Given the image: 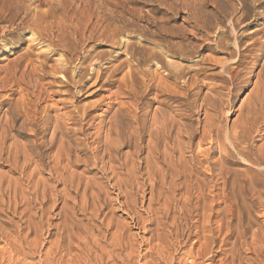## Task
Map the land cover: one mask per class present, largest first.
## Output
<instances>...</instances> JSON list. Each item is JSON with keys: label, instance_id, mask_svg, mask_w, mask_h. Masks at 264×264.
<instances>
[{"label": "rangeland", "instance_id": "obj_1", "mask_svg": "<svg viewBox=\"0 0 264 264\" xmlns=\"http://www.w3.org/2000/svg\"><path fill=\"white\" fill-rule=\"evenodd\" d=\"M62 1L0 19V264H264V0Z\"/></svg>", "mask_w": 264, "mask_h": 264}, {"label": "bare ground", "instance_id": "obj_2", "mask_svg": "<svg viewBox=\"0 0 264 264\" xmlns=\"http://www.w3.org/2000/svg\"><path fill=\"white\" fill-rule=\"evenodd\" d=\"M48 1V0H47ZM46 1V2H47ZM50 1V0H49ZM53 1V0H52ZM57 1H59L57 4H55V2H54V4L55 5H52V4H50L49 2L48 3H43L41 0H33V2H31L30 4H27V5H25L24 6V13H25V15H26V18L28 17V19L25 21V19H22L21 21H20V23L17 25V27L18 28H22V27H24L25 29L26 28H28V32L30 33V38H31V42L32 41H34V42H36L35 40H37L38 38H39V36H40V34H39V32H40V29L42 28V25L44 24L45 25V28L46 27H49L50 28V26L51 27H53L52 25L53 24H55L56 22H54V20H53V18H57V17H54V14L56 13V11H54V9H53V7L54 6H56V5H61V2H63L62 0H57ZM67 1V0H66ZM65 1V2H66ZM71 1V0H70ZM73 1V0H72ZM71 1V2H72ZM121 1H123V0H121ZM127 1V0H126ZM64 2V3H65ZM69 2V1H68ZM82 2V1H81ZM119 2V1H118ZM2 7H0V19H2L3 17H2V15H4L6 12H5V7H6V4L8 3V5H11V0H2ZM13 3V2H12ZM26 3V2H25ZM52 3V2H51ZM67 3V2H66ZM70 3V2H69ZM123 3V2H122ZM36 4V5H35ZM185 4V3H184ZM32 5H33V7H32ZM41 5H46V6H48V9H42L41 10V8H40V6ZM63 5V4H62ZM68 5V4H67ZM70 5V4H69ZM73 5V4H72ZM71 5V6H72ZM99 5V4H98ZM148 5V4H147ZM86 6V5H85ZM123 6V5H122ZM8 7V6H7ZM58 7V6H57ZM59 7H61V6H59ZM79 7V6H78ZM98 7V6H97ZM116 7H119V5H118V3L116 2ZM121 7V6H120ZM23 8V7H22ZM40 8V9H39ZM85 9V8H84ZM117 9H119V8H117ZM117 9H115V10H113V13H116L117 14V16H121L122 15V12L123 11H125L122 7H121V9H119V10H117ZM6 10H9V9H6ZM76 11H77V9H76ZM85 11V10H84ZM109 11V10H108ZM81 12V11H80ZM82 13V12H81ZM80 13V14H81ZM101 13V12H100ZM129 13V12H128ZM64 14H66V13H64ZM85 14V13H84ZM109 14V13H108ZM15 16H16V14H15ZM57 16V15H56ZM113 16V15H112ZM6 17V16H5ZM17 17V16H16ZM15 17V18H16ZM88 17V16H87ZM101 17V16H100ZM99 17V18H100ZM114 17V16H113ZM12 18V17H11ZM69 18H72L71 16L69 17ZM78 18V17H77ZM83 18V17H82ZM86 18V17H85ZM109 18V17H108ZM122 18V17H121ZM4 19H6V18H4ZM9 19V18H8ZM53 20L52 22H49L48 23V21L49 20ZM74 19V18H73ZM72 19V20H73ZM9 20H11V19H9ZM56 20V19H55ZM75 20V19H74ZM77 20V19H76ZM81 20V19H80ZM79 19H78V21H80ZM85 20V19H84ZM89 20V19H88ZM87 20V21H88ZM106 20V18H104L103 20H102V22L103 21H105ZM3 21V20H2ZM25 21V22H24ZM57 21V20H56ZM58 21H60V23H62V21H63V18L61 17V18H59L58 19ZM70 21H71V19H70ZM114 21V20H113ZM7 22H8V20H7ZM14 22H15V19L13 18L12 19V22H10L11 23V25H13L14 24ZM65 22V21H64ZM63 22V23H64ZM92 22V21H91ZM98 22V21H97ZM101 22V23H102ZM63 23H62V25H63ZM72 23V22H71ZM111 23H113V22H111ZM59 24V23H58ZM89 24V23H88ZM87 24V25H88ZM95 24V23H94ZM103 24V23H102ZM50 25V26H49ZM92 26V25H91ZM95 26V25H94ZM83 27H86V25L85 26H83ZM114 27V26H113ZM23 28V29H24ZM63 28H64V25H63ZM53 29V28H52ZM83 29V28H82ZM94 29V28H93ZM116 29V28H115ZM92 30V29H91ZM95 30V29H94ZM114 30V29H113ZM121 30V29H120ZM107 31H109V30H107ZM112 31V30H111ZM113 32V31H112ZM116 32V31H115ZM114 32V33H115ZM41 33V32H40ZM76 33V32H75ZM120 33V32H119ZM80 34V33H79ZM112 34V33H111ZM110 35V34H109ZM112 36V35H111ZM41 37V36H40ZM118 37V36H117ZM124 41H125V39H124ZM64 49V48H63ZM133 66V65H132ZM261 172V171H260ZM260 174H262V173H260ZM251 181V180H250ZM252 182V181H251ZM223 188L225 189V188H227V186H226V181H224L223 182ZM241 187H243V186H241ZM240 191V190H239ZM236 192V191H235ZM224 194V193H223ZM239 195V194H238ZM236 196H237V194H236ZM242 196V195H241ZM259 197V196H258ZM226 198H227V196H225L224 197V200H226ZM234 198V197H233ZM232 198V199H233ZM231 199V198H230ZM243 199V198H242ZM236 200H237V198H236ZM244 200V199H243ZM229 201H231V202H228V203H230L227 207H226V209H225V214H226V216L229 218L228 220L231 222V217H233L234 216V206L236 205L235 204V200L233 199V200H229ZM237 202V201H236ZM263 202V201H262ZM227 203V202H226ZM223 204V203H222ZM216 205V204H215ZM210 206V205H209ZM217 206V205H216ZM219 206V205H218ZM224 206H225V204H224ZM212 208V207H211ZM207 209H210V207L209 208H207ZM206 210V209H205ZM203 212V211H202ZM217 213V212H216ZM208 215V214H207ZM211 215V214H210ZM209 215V216H210ZM213 215V214H212ZM217 215V214H216ZM203 216V215H202ZM209 216H207V217H209ZM206 217V216H205ZM206 217V218H207ZM209 218H211V216L209 217ZM208 218V219H209ZM237 218H239V221H241V215L239 214V217L237 216ZM224 219V221H222L221 222V220H220V222L221 223H223V222H225L226 220H225V218H223ZM249 219V218H248ZM210 220V219H209ZM238 222V221H237ZM221 223H220V226H221ZM227 223V222H226ZM203 224H204V222H203ZM219 224V223H218ZM224 224V223H223ZM230 225V224H229ZM238 225V224H237ZM218 226V225H217ZM240 226V225H239ZM238 226V227H239ZM226 227V226H225ZM225 228H223V230H224ZM227 229H228V225H227ZM218 230H220V229H218ZM261 230V229H260ZM221 231V230H220ZM220 231H219V233H220ZM225 233V232H224ZM227 234V233H226ZM225 234V235H226ZM241 234V233H240ZM252 234V233H251ZM226 237V236H225ZM204 240V239H203ZM239 240V239H238ZM234 242V241H233ZM232 242V243H233ZM207 244V243H206ZM205 245V244H204ZM199 248V247H198ZM200 249V248H199ZM205 250V249H204ZM203 250V251H204ZM190 254H192V253H190ZM191 257V256H190ZM209 258V257H208ZM189 259V258H188ZM228 259V258H227ZM225 260V259H224ZM224 264V263H223Z\"/></svg>", "mask_w": 264, "mask_h": 264}]
</instances>
